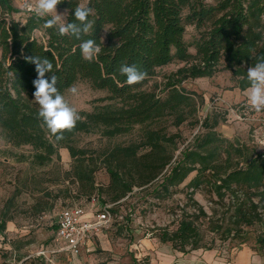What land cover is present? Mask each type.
Instances as JSON below:
<instances>
[{
	"label": "trees",
	"instance_id": "1",
	"mask_svg": "<svg viewBox=\"0 0 264 264\" xmlns=\"http://www.w3.org/2000/svg\"><path fill=\"white\" fill-rule=\"evenodd\" d=\"M77 5L79 0H63L57 6L67 11L64 24L74 21ZM85 6L92 9L89 20L94 22L93 29L77 40L59 35L57 28L45 29L44 19L34 13L23 22L15 21L12 15L19 11L10 0H0V139L11 148H28V160L38 167L50 164L60 150H66L79 164L75 180L91 186L96 170L86 163L85 151L76 148V137L99 134L113 139L131 133L135 127L142 128L138 144L117 147L109 154L110 159L119 162L121 157L135 159L139 151L145 150L143 162L137 166L141 182L130 183L125 173L122 175L110 163L105 166L109 188L114 192L109 201L115 204L133 187L142 188L152 182L169 164L172 154L167 155L164 148L174 145L175 136H167L155 125L167 118L175 127L189 117L198 123V102L194 94L182 88L184 81L211 78L222 65L241 91L249 87L247 70L264 57V0H86ZM187 26L197 33L193 55L183 39ZM86 39H94L102 49L92 61L81 55L79 46ZM35 55L52 61L62 95L77 82L107 94L99 101L103 105L79 112L75 128L66 131L59 141L31 102L37 73L26 57ZM174 60L186 64L166 78L159 92L148 89L157 70ZM122 63L136 65L147 77L128 85L118 71ZM217 125V121L210 124L204 120L205 133L180 151L174 165L153 189L157 199L167 197L172 188L194 174L186 184L191 190L188 198L193 209H182L176 228L161 230L158 239L170 244L174 251L187 254L212 249L216 239L239 240L242 244L245 228L259 225L255 246L264 254V155L221 137L214 130ZM203 190L211 203L226 207L222 219L216 220L217 209H211L208 216L193 200V194ZM104 205L107 204H101ZM109 210L114 214L111 207ZM204 222L215 234L209 245L200 228ZM4 224L0 223V233Z\"/></svg>",
	"mask_w": 264,
	"mask_h": 264
},
{
	"label": "rangeland",
	"instance_id": "2",
	"mask_svg": "<svg viewBox=\"0 0 264 264\" xmlns=\"http://www.w3.org/2000/svg\"><path fill=\"white\" fill-rule=\"evenodd\" d=\"M10 1L19 11L12 15V19L23 22L31 13L26 5L32 0ZM79 3L85 5L86 0H79ZM57 11L63 13L61 23H65L67 11L59 7ZM196 37L194 28L187 26L183 39L191 55L195 53L193 42ZM185 64L174 60L158 69L147 88L159 92L166 78ZM222 67L219 65L218 72L211 78L186 80L181 84L187 92L194 94L198 102L195 114L198 123L189 117L175 127L172 119L167 118L155 125L167 136H175L174 145L164 148L167 155L172 154L169 164L152 182L142 188L133 187L130 194L115 204L109 201L114 192L109 188L110 178L105 166L110 163L122 175L125 173L130 183L141 182L137 166L143 162L141 156L145 150L139 151L135 159L121 157L119 162L110 159L109 154L117 147L138 144L143 135L142 128L135 127L131 133L113 139L102 138L99 134L76 137V148L85 151L86 163L96 170L91 186L75 180L74 171L79 164L70 158L66 150H60L50 164L38 167L28 160V148H11L0 139V222L5 221L4 232L0 233V264H69L52 256L47 260L40 254L42 249H50L52 245L56 215L63 208L80 206L88 210L101 204L109 205L114 214L111 213V226L102 233L105 236L103 250L98 249L87 264H203L206 258H212L215 264H222L230 263L244 248L264 259V254L255 246V236L261 231L259 225L245 228L242 244L239 240L221 242L216 239L211 244L212 249L187 254L174 251L170 244H163L158 239L161 230L176 228L182 209H193L194 204L188 198L191 190L186 188V184L194 174L183 184L172 188L167 197L157 199L152 191L174 165L180 151L195 137L205 133L202 126L204 120L210 124L217 121L214 130L221 137L264 155V110L255 112L249 108L247 89L241 91L236 80ZM73 86L77 88V93L72 94L68 89L63 96L77 113L90 112L104 104L99 101L106 97L105 92L93 90L85 82H77ZM31 102L39 109L34 97ZM144 177H148V172ZM192 198L208 216L211 209H217L219 215L216 220L222 219L223 213H226V207L211 203V197L204 190L195 192ZM200 225L209 245L215 234L207 228L206 222Z\"/></svg>",
	"mask_w": 264,
	"mask_h": 264
},
{
	"label": "clouds",
	"instance_id": "3",
	"mask_svg": "<svg viewBox=\"0 0 264 264\" xmlns=\"http://www.w3.org/2000/svg\"><path fill=\"white\" fill-rule=\"evenodd\" d=\"M62 2L63 0H32L26 8L36 17L44 19L45 29L57 28L59 35H68L80 40L82 35L88 34L93 29L94 22L89 20L92 9L83 4L77 5L73 11L74 21L64 24L61 23L63 13L57 11V6ZM79 47L82 57L87 61L94 60L102 51L94 39L83 40ZM26 59L35 65L37 73L33 80L35 88L33 96L39 105L38 115L56 140H62L66 131L75 128L80 116L58 90V78L53 74L52 61L38 55ZM118 71L126 77L128 85L138 84L147 77V73L134 64L122 63ZM46 74L51 75L49 77ZM247 80L249 82L246 90L247 104L251 110L260 112L264 110V57L258 58L256 63L248 68ZM69 91L76 94L78 90L73 86Z\"/></svg>",
	"mask_w": 264,
	"mask_h": 264
},
{
	"label": "built area",
	"instance_id": "4",
	"mask_svg": "<svg viewBox=\"0 0 264 264\" xmlns=\"http://www.w3.org/2000/svg\"><path fill=\"white\" fill-rule=\"evenodd\" d=\"M110 206L104 205L94 210L89 220H83L84 210L80 206L63 208L57 214L54 241L62 247L54 252L69 253L76 257L85 241L102 234L111 226ZM44 254V252H40Z\"/></svg>",
	"mask_w": 264,
	"mask_h": 264
},
{
	"label": "crops",
	"instance_id": "5",
	"mask_svg": "<svg viewBox=\"0 0 264 264\" xmlns=\"http://www.w3.org/2000/svg\"><path fill=\"white\" fill-rule=\"evenodd\" d=\"M98 208L99 206L97 208L95 206H91L90 209L84 210L85 215L83 216L82 219L83 220L91 219L94 216L92 215V213L94 212V210H97ZM56 220H57V215H56ZM55 232H56V221L54 225V237H55ZM54 237H53L52 245H50L51 246L50 249H47L48 251L42 249L41 252H44L43 255L41 254L42 256L46 257L47 260L50 259L51 256L57 259L66 260L67 262H69V264H87V262H89L88 259H90L91 261V257L93 256L94 253L97 252L98 249L103 250L102 240L104 239L105 236L104 234H100L89 237L85 241V243L81 246L80 252L76 257L71 256L69 253L54 252L62 247V245L55 243ZM203 262H204L203 264H215L212 258H206L205 261ZM222 264H264V259L254 255L249 249L244 248L243 250H240L236 254V256L231 260L230 263H222Z\"/></svg>",
	"mask_w": 264,
	"mask_h": 264
}]
</instances>
